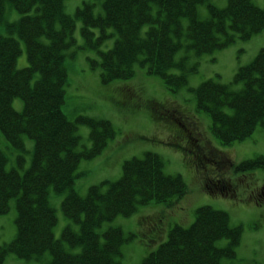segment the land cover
<instances>
[{"label": "trees", "instance_id": "1", "mask_svg": "<svg viewBox=\"0 0 264 264\" xmlns=\"http://www.w3.org/2000/svg\"><path fill=\"white\" fill-rule=\"evenodd\" d=\"M64 1L0 0V24H5L8 32L0 34V133L7 147L19 151H24L23 136L34 142L30 165L25 170L23 165L22 170H7V157L0 149V214L8 211L11 200L16 209L15 236L0 246V264L8 253L36 260L48 253L47 264H118L121 246L128 239L117 227L98 231L103 223L128 216L140 205L179 198L185 192L181 178L165 174L160 157L150 152L125 161L116 180L90 186L84 197L71 188L79 176L76 170L80 160L98 155V144L113 130L105 120L82 118L91 128L93 146L81 147L76 122L68 120L62 111L65 52L75 43V21L65 12ZM6 3L19 14L13 23L4 21ZM204 3L208 17L199 19L197 6ZM100 6L102 12L95 15L93 3H83L75 16L82 23L84 46L97 50L108 37H114L110 48L97 50L99 60L89 61L92 66L99 65L103 83L129 79L137 68H144L146 74L159 77L168 90L176 92L187 84L186 72L175 71L185 69L188 55L212 53L236 38L247 40L264 29V9L252 0H227L223 8L209 0H101ZM179 6L186 7L188 13L180 11ZM182 19H186L185 24ZM12 32L26 50L28 63L20 69L15 66L19 43ZM179 52L184 55L176 59ZM196 66L191 65L188 71L195 72ZM33 71H37V78L31 84ZM233 84L239 87L234 89ZM190 90L196 110L209 116L210 132L221 145L250 137L258 125L264 124V47L248 64L237 68L230 86L209 78ZM14 98L22 101L19 112L12 108ZM166 107L160 104L158 119L169 112ZM177 129L182 134L184 129ZM190 136V144L182 148L187 158L195 159L191 163L196 170L204 173V188L210 194L230 197V186L236 189L238 180L230 184L222 173L227 159L212 142L203 143L202 134L191 132ZM183 140L182 145L188 142ZM17 161L23 162L21 154ZM261 165L263 161L249 160L238 167L243 171ZM50 188L54 192L67 190L62 212L78 225V230L70 224L65 226L59 238L53 232L57 219L48 201ZM238 229L230 227L225 212L198 207L187 228L174 226L155 248L153 239L144 243L142 264H217L222 256H233ZM152 234L160 236L159 231ZM222 238L229 240V247L215 248V242ZM148 246L153 250L148 251ZM77 247L78 251L71 250ZM211 247L217 253L214 259Z\"/></svg>", "mask_w": 264, "mask_h": 264}, {"label": "rangeland", "instance_id": "2", "mask_svg": "<svg viewBox=\"0 0 264 264\" xmlns=\"http://www.w3.org/2000/svg\"><path fill=\"white\" fill-rule=\"evenodd\" d=\"M100 1H64L65 12L75 21L72 34L75 44L65 52L66 85L62 111L68 120L76 122L81 147L92 145L89 138L90 127L81 121L82 118L106 119L110 121L116 134L114 138L107 141L106 146L98 155L91 159L80 160L76 170L79 176L75 178L71 188L84 197L90 186L116 180L121 174L124 161L133 157L141 158L146 152L157 154L162 161L163 172L168 175H179L185 184V193L178 200L171 203L151 202L140 205L129 216H117L103 223L98 231L113 226L121 229L124 235H128V240L121 246L122 256L118 257V264H141L145 251L143 245L147 244L146 241L149 238L154 240L153 248L157 247V243L165 240L167 231L174 226L187 228L194 220L195 209L200 206H208L225 212L231 226L241 227V230L238 229L237 244L233 247V257H222L219 264H264V167L252 166L256 169L251 172H247V168L241 171L238 167L242 161H249L258 156L264 158V124L258 125L252 135L242 141L221 145L210 132L209 116L203 111L194 109V93L190 90L209 78L230 86L237 68L248 64L264 47V29L247 40L236 38L227 47L212 53L199 56L188 55L185 69L175 71L186 72L187 84L176 92L168 90L159 77L146 74L144 68H137L129 79H114L103 83L99 77V65L92 66L89 61L99 60L97 50L105 51L110 48L114 37H108L98 46L97 50L84 46L80 33L82 23L75 16L77 9L87 2H92L93 13L99 14L102 12ZM252 1L258 8L264 9V0ZM209 2L217 8H223L227 0H209ZM4 8V18L7 22L17 20L19 14L10 4L6 3ZM154 9L155 6L153 11ZM197 15L199 19L208 17L205 3L197 6ZM185 22L186 19H182V24ZM5 28V24H0V34H8ZM93 30L96 34L98 33L96 28ZM108 31L113 30L109 28ZM11 35L17 38L15 32ZM18 43L20 53L15 66L20 69L27 66V59L24 43L20 39ZM183 55L184 53L179 52L176 59ZM193 64H197L196 71H188ZM36 78L34 75L31 84ZM232 87L237 89L239 84H233ZM161 103L168 106L166 108L169 112L166 111L165 114L172 121L164 118L158 119L156 111ZM12 107L15 111H21V99L14 98ZM191 111L193 117L190 115ZM193 122L196 123L198 129L195 128ZM182 123L185 125L184 133L189 137L191 132L201 133L203 143L209 140L214 142L219 150L225 151L223 156L227 160L222 167V173L227 176L230 184L235 182V177L245 179V181L238 180L236 191L230 186V199L206 193L199 174L201 170H196L193 163L187 162L186 155L180 150L182 148L180 142H176L173 146L167 144L168 141L173 142L178 139V137L177 139L171 137L176 136L177 125ZM23 142L24 151L7 147L0 133V149L7 157L5 166L7 170L11 168L22 170V165L23 170L29 167L34 142L26 136H23ZM19 154L23 158L20 164L17 161ZM260 161L264 162V159L258 158L257 162L260 163ZM253 188L261 199H256L252 195ZM66 193L67 190L54 192L51 188L48 191V201L57 219L53 228L55 238L60 237L61 231L68 224L74 230H78V225L72 223L62 212L61 202ZM260 202L261 204L257 205ZM15 217V201L11 200L8 211L0 214V246L9 243L14 238ZM153 225L154 227L151 228ZM154 231H159L160 236H153ZM131 234L134 236L130 237ZM215 246L228 248L229 240L219 239ZM153 248L146 247L148 251ZM71 250L78 251L79 248ZM49 258L48 253H45L39 260L19 258L8 253L3 264H47Z\"/></svg>", "mask_w": 264, "mask_h": 264}, {"label": "bare ground", "instance_id": "3", "mask_svg": "<svg viewBox=\"0 0 264 264\" xmlns=\"http://www.w3.org/2000/svg\"><path fill=\"white\" fill-rule=\"evenodd\" d=\"M180 11H182V12H187L188 13V11H187V9H186V7H184V6H179V8H178ZM196 19H198L197 17H196ZM28 63V62H27ZM33 74L34 75H37V71H33ZM13 100V99H12ZM12 102V101H11ZM88 159H91V158H88ZM211 249V254H210V256H212V259H214L216 256H217V253H216V251L211 247L210 248Z\"/></svg>", "mask_w": 264, "mask_h": 264}]
</instances>
